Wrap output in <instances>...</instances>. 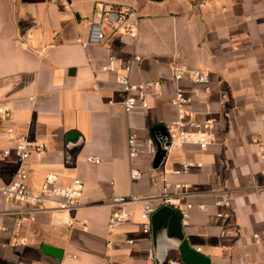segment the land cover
Wrapping results in <instances>:
<instances>
[{
	"label": "crops",
	"instance_id": "1",
	"mask_svg": "<svg viewBox=\"0 0 264 264\" xmlns=\"http://www.w3.org/2000/svg\"><path fill=\"white\" fill-rule=\"evenodd\" d=\"M198 1L0 0V107L10 112L0 115V147L11 150L8 126L44 145V153L32 150L29 160L34 192L48 172L57 174L60 185L73 178L84 183L74 211L58 210L52 199L38 205L0 196V264L144 263L148 249L155 251L151 222L144 233L140 212L144 203L158 204L162 176L173 191L182 185L183 202L203 205L190 210L185 224L180 221L190 248L199 247L195 251L210 264H264V159L254 143H264V0H223L202 8ZM99 2L133 6L138 37L108 31L104 43L83 48L76 38H87ZM108 56L131 66L132 83H150L146 108L125 110L119 72L101 70ZM171 63L208 73L210 92L190 107L204 117L210 104L216 136L205 150L169 145L152 168L155 152L131 158L127 138L135 133L146 148L148 141L154 144L151 128L167 129L175 119L169 100L180 84L171 78ZM88 155L102 161L89 163ZM182 161L193 164L190 171L173 174ZM16 166L12 152L0 153V186L10 182ZM132 168L143 172L141 179L131 180ZM131 194L138 199L111 204V197ZM221 200L228 204L219 205ZM114 211L128 219L109 232ZM44 244L60 257L43 253ZM162 264L184 263L169 248Z\"/></svg>",
	"mask_w": 264,
	"mask_h": 264
},
{
	"label": "built area",
	"instance_id": "2",
	"mask_svg": "<svg viewBox=\"0 0 264 264\" xmlns=\"http://www.w3.org/2000/svg\"><path fill=\"white\" fill-rule=\"evenodd\" d=\"M223 0H199L197 6L204 7L209 2H221ZM106 26L112 35L126 34L130 38H137L140 30V17L137 10L127 4H118L110 2H101L99 12H94L89 22V32L86 39L77 37V41L83 48L87 46H97L105 42L106 36L103 30ZM101 70L110 72L118 71L119 74L116 80L121 84L123 90L127 93L122 104L125 110L135 109L137 106L142 108L147 107L145 100V86L147 84H134L130 81L129 64H118L114 56H108L106 61L101 65ZM171 78L178 85L174 96L169 100L177 110V115L168 126V134L170 137V147L181 148L184 145H195L201 150L207 149L215 140V123L216 119L210 113L211 107L209 103L205 104L206 116L199 117L198 113L190 106L194 98L200 94L210 92V77L207 72L197 68H192L186 64H169ZM184 81L195 86L192 90H187L181 83ZM197 86V88H196ZM8 108L0 107V115L9 116ZM5 139L11 144L10 148H1L0 153L9 155L11 152L17 160V166L13 173L12 179L5 185L0 186V196L6 200L18 203H31L40 205L45 200H55L58 210L74 211L79 207V200L84 190V183L79 178H73L68 184L60 185L57 182L58 176L53 172H48L44 175L39 189L34 192L28 186V171L29 160L34 152L38 154L44 153L43 144H31L28 141L26 134L17 132L14 127L8 126L5 130ZM257 148V155L260 159H264V143L254 141ZM127 149L129 156L134 158L140 153L146 151L148 153L155 152L154 144L148 141L146 148L139 142L135 133H130L127 138ZM33 150V151H32ZM86 161L92 164H99L102 160L98 155L86 156ZM201 167V163L196 164ZM193 164L189 161H182L177 168H174L172 173L175 175L186 174L190 171ZM143 172L140 169L132 168L130 170V178L132 181L141 179ZM152 180L153 177H152ZM163 189L159 195L155 197L156 205L144 203L140 212V217L144 220L142 231L150 233V217L156 208L160 205L171 206L178 214L180 221L186 223L189 217V212L193 207L203 209V205H194L191 202H183V193L181 184H177V189L173 191L172 184L165 176H162ZM111 204L125 203L135 201L138 198L131 194L130 196H113L110 198ZM221 206L228 204L227 200L218 202ZM128 219L124 212L114 211L108 218V231H113L117 224L123 223ZM21 224V219L17 221V225ZM0 228L4 229L0 226ZM17 234V233H16ZM19 243H23L20 239ZM200 251V248H195ZM174 263V261H173ZM142 264H155L154 252L148 249L145 256V262Z\"/></svg>",
	"mask_w": 264,
	"mask_h": 264
},
{
	"label": "water",
	"instance_id": "3",
	"mask_svg": "<svg viewBox=\"0 0 264 264\" xmlns=\"http://www.w3.org/2000/svg\"><path fill=\"white\" fill-rule=\"evenodd\" d=\"M149 1L160 2L162 0ZM150 132L156 147L151 166L156 168L166 154L167 147L170 145V137L167 129L162 125L153 126ZM150 222L157 264H162L169 248L177 250L179 258L184 264H210L207 257L190 248L184 238L180 219L171 206L165 204L158 207L152 213ZM41 251L56 258L60 257L57 248L46 244L42 246Z\"/></svg>",
	"mask_w": 264,
	"mask_h": 264
},
{
	"label": "rangeland",
	"instance_id": "4",
	"mask_svg": "<svg viewBox=\"0 0 264 264\" xmlns=\"http://www.w3.org/2000/svg\"><path fill=\"white\" fill-rule=\"evenodd\" d=\"M100 9H101V2H99V3L96 5V12H99ZM103 30H104L105 33H107V32L109 31V29H108L106 26H104Z\"/></svg>",
	"mask_w": 264,
	"mask_h": 264
}]
</instances>
